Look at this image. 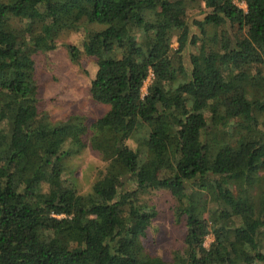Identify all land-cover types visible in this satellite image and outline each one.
<instances>
[{
    "label": "trees",
    "instance_id": "16d2710c",
    "mask_svg": "<svg viewBox=\"0 0 264 264\" xmlns=\"http://www.w3.org/2000/svg\"><path fill=\"white\" fill-rule=\"evenodd\" d=\"M203 3L0 0V264H264V0ZM81 29L65 50L106 107L86 128L38 113L32 60ZM84 149L104 167L80 193ZM156 190L184 228L169 261L143 246Z\"/></svg>",
    "mask_w": 264,
    "mask_h": 264
},
{
    "label": "rangeland",
    "instance_id": "374dc122",
    "mask_svg": "<svg viewBox=\"0 0 264 264\" xmlns=\"http://www.w3.org/2000/svg\"><path fill=\"white\" fill-rule=\"evenodd\" d=\"M183 1L187 8L188 22L191 19H201L203 13L207 12L203 0ZM238 6L244 9L242 4ZM83 28L88 32H95L101 27L85 25ZM81 37L82 29L78 32H64L56 38L55 48L41 45L32 55L33 79L36 84L38 113H45L53 121L77 115L82 118L86 128L105 112L106 107L93 102L88 95L89 80L94 72L92 60L82 54H79L75 63L68 59L65 46L73 45L81 51ZM171 47L175 48V43ZM147 84L148 80L144 82L142 92ZM68 166L72 170L71 177L76 189L85 193L101 173L104 163L96 152L84 149ZM140 198L156 211V216L145 231L143 246L150 255L169 261L172 252L181 248L184 234L182 225L173 222L170 209L172 199L163 190L151 191ZM211 241L212 237L207 236L204 246Z\"/></svg>",
    "mask_w": 264,
    "mask_h": 264
}]
</instances>
